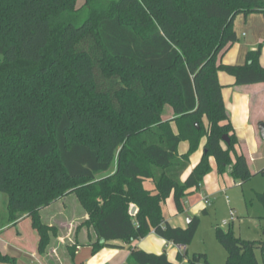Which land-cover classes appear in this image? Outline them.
Returning a JSON list of instances; mask_svg holds the SVG:
<instances>
[{
	"label": "trees",
	"instance_id": "16d2710c",
	"mask_svg": "<svg viewBox=\"0 0 264 264\" xmlns=\"http://www.w3.org/2000/svg\"><path fill=\"white\" fill-rule=\"evenodd\" d=\"M0 0V192L7 223L31 218L44 252L56 232L40 210L74 193L104 247L131 250L129 264H177L134 242L157 233L188 246L200 218L168 223L173 196H187L212 171L245 183L255 173L236 153L219 71L237 85L264 82L262 44L245 64L220 56L237 41L238 14H264V0ZM170 106L172 119L164 118ZM227 136L229 141H225ZM204 153L185 180L190 157ZM189 144L181 154L179 146ZM235 153V159L232 157ZM260 174L264 175V169ZM151 184L152 186H148ZM264 207V190L257 192ZM132 205L136 212L131 213ZM206 210H204V213ZM226 264H261L264 240L216 227ZM182 264H210L179 253ZM186 258V259H185ZM1 262L15 259L0 251Z\"/></svg>",
	"mask_w": 264,
	"mask_h": 264
},
{
	"label": "crops",
	"instance_id": "0c3cea01",
	"mask_svg": "<svg viewBox=\"0 0 264 264\" xmlns=\"http://www.w3.org/2000/svg\"><path fill=\"white\" fill-rule=\"evenodd\" d=\"M234 29L238 39L220 56V62L245 64L248 51L262 44L260 63L264 66V14L251 13L246 17L240 13L235 18ZM218 78L222 85L224 103L238 138L236 153L245 154L251 171L259 175L264 169V137L259 129V125L264 122V82L237 85L236 78L225 71H219ZM173 117V109L167 106L164 118ZM205 142L206 138L203 139L200 149L191 155L190 165L182 180L186 179L201 160ZM182 143L183 148H179L181 154L189 147L187 141ZM232 157L235 159V153H232ZM210 161L213 169L205 176L201 188L187 196L185 212H178L173 196L167 199L165 204L169 208L174 207L172 214L166 217L172 226L186 228L190 223L189 217L197 216L201 210L207 212L206 205L210 203V195L219 190L218 181L225 182V174L228 172L218 173L215 159L211 157ZM233 180L235 181L234 178ZM196 192H199L197 199ZM40 213L44 223L57 228L44 252L39 251L40 236L32 226L30 217L23 216L15 223L8 224L7 212L0 215V251L15 259L13 263L0 264H129L131 250L121 241L117 243L122 247H104L93 253L92 244L97 240V234L93 227L85 224L89 215L74 193L43 207ZM134 246L157 254L166 252L168 258L177 264H182L177 258L179 253L187 252L189 255L188 246L167 241L155 232L134 242Z\"/></svg>",
	"mask_w": 264,
	"mask_h": 264
},
{
	"label": "rangeland",
	"instance_id": "374dc122",
	"mask_svg": "<svg viewBox=\"0 0 264 264\" xmlns=\"http://www.w3.org/2000/svg\"><path fill=\"white\" fill-rule=\"evenodd\" d=\"M83 3L84 0H79L78 6ZM183 144L179 146L180 149L183 148ZM218 185V192L210 195V203L206 205L208 211L204 213L201 210L197 215L200 218V224L193 241L188 245V252L190 256L194 253H206L211 264H226L227 251L216 236L217 226L225 230L233 229L244 239L264 240V207L257 197V192L264 190V175H255L245 183L236 184L228 172L225 174V182L219 180ZM198 196L199 192H196V199ZM6 202L7 195L0 192V215L6 211ZM173 208H169L167 204L164 205L166 217L172 214ZM224 220L229 223L222 225ZM257 256L261 264H264V256L259 250Z\"/></svg>",
	"mask_w": 264,
	"mask_h": 264
},
{
	"label": "water",
	"instance_id": "95a60500",
	"mask_svg": "<svg viewBox=\"0 0 264 264\" xmlns=\"http://www.w3.org/2000/svg\"><path fill=\"white\" fill-rule=\"evenodd\" d=\"M259 129H260L261 135L264 137V122H262L259 125ZM224 140L229 141V138L227 136H225ZM136 209H137L136 206H132L131 213L134 214L136 212ZM190 221H191V217L188 218V222H190Z\"/></svg>",
	"mask_w": 264,
	"mask_h": 264
},
{
	"label": "built area",
	"instance_id": "2783aa9c",
	"mask_svg": "<svg viewBox=\"0 0 264 264\" xmlns=\"http://www.w3.org/2000/svg\"><path fill=\"white\" fill-rule=\"evenodd\" d=\"M206 203H208L209 202V200L206 198ZM232 217L234 218L235 216H234V213L232 212ZM229 222L227 221V220H224L223 222H222V225H227Z\"/></svg>",
	"mask_w": 264,
	"mask_h": 264
}]
</instances>
